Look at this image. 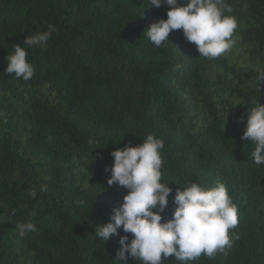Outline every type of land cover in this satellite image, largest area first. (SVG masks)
Returning a JSON list of instances; mask_svg holds the SVG:
<instances>
[{
	"label": "trees",
	"instance_id": "obj_1",
	"mask_svg": "<svg viewBox=\"0 0 264 264\" xmlns=\"http://www.w3.org/2000/svg\"><path fill=\"white\" fill-rule=\"evenodd\" d=\"M226 3L236 43L208 59L183 29L161 47L150 42L144 33L167 19V5L0 0V264H125L116 261L120 239L132 234L121 227L108 241L95 235L128 192L109 187L105 169L114 150L148 134L164 140L162 182L173 188L165 220L177 183L187 181L211 187L219 178L238 209L232 248L186 264H264V165L253 162L252 141L241 139L248 108L264 104L256 79L264 69V0ZM49 25L56 31L46 45L23 44ZM18 43L34 67L27 81L5 71ZM29 220L36 231L21 237L17 224ZM127 264L139 262L129 256Z\"/></svg>",
	"mask_w": 264,
	"mask_h": 264
},
{
	"label": "clouds",
	"instance_id": "obj_2",
	"mask_svg": "<svg viewBox=\"0 0 264 264\" xmlns=\"http://www.w3.org/2000/svg\"><path fill=\"white\" fill-rule=\"evenodd\" d=\"M151 7L169 6L167 19L152 23L144 34L156 47H161L173 30L183 29L187 41L197 46L201 57L215 59L230 51L235 45L234 30L236 18L226 13L231 7L226 0H149ZM56 31L54 25L48 30L27 37L23 44L28 47L44 46ZM7 73H15V78L25 81L34 76V67L27 60V51L21 44H14V51L7 55ZM259 85L264 82V69L257 70ZM250 139L255 145L252 159L256 165H264V104L258 103L248 108L246 129L241 137ZM89 143H94L90 140ZM164 140L155 134L143 137V143L123 149L117 148L111 155L114 163L106 167L110 173L109 187L119 185L128 189L119 207L114 209L110 222L97 225L95 235L108 241L119 235L122 227L121 248L116 261L137 260L139 264H163V260L174 257L181 264L197 260L201 255L213 258L218 252L231 249L238 235L229 230L238 225V209L233 203L226 184L217 178L213 186L206 187L194 181H187L175 190L172 203L175 210L170 219L162 215L168 205L173 188L162 182V150ZM47 184L39 191L46 192ZM30 196L35 198L33 189ZM77 206L85 201L77 200ZM15 210H13L14 214ZM35 216V213H33ZM164 221V222H162ZM19 235L26 236L36 231V225L29 220L17 224ZM163 254V255H162Z\"/></svg>",
	"mask_w": 264,
	"mask_h": 264
}]
</instances>
